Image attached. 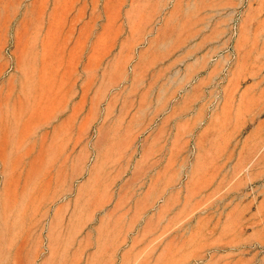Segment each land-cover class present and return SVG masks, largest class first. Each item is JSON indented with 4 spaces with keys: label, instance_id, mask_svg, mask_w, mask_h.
Here are the masks:
<instances>
[{
    "label": "rangeland",
    "instance_id": "374dc122",
    "mask_svg": "<svg viewBox=\"0 0 264 264\" xmlns=\"http://www.w3.org/2000/svg\"><path fill=\"white\" fill-rule=\"evenodd\" d=\"M151 262L264 264V0H0V264Z\"/></svg>",
    "mask_w": 264,
    "mask_h": 264
},
{
    "label": "crops",
    "instance_id": "0c3cea01",
    "mask_svg": "<svg viewBox=\"0 0 264 264\" xmlns=\"http://www.w3.org/2000/svg\"><path fill=\"white\" fill-rule=\"evenodd\" d=\"M208 2V6H209V4L211 5V7H213V8H215V7H217L216 6V4H215V2L213 3V2H211V1H207ZM211 53V50L207 53V55L206 56H211V55H208V54H210ZM214 121H217L215 118H213L212 119V122L211 123H213ZM222 123H224V120H223V118H222ZM225 124V123H224ZM212 132H237V131H235V130H232V128H231V130H225V129H222V130H218V131H212ZM152 264H153V262H151ZM157 263V262H156ZM158 264H161V263H158Z\"/></svg>",
    "mask_w": 264,
    "mask_h": 264
}]
</instances>
